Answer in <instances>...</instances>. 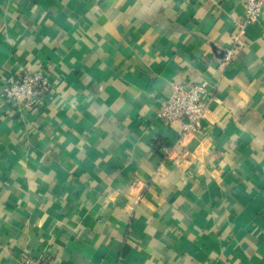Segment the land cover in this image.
<instances>
[{
    "label": "crops",
    "instance_id": "crops-1",
    "mask_svg": "<svg viewBox=\"0 0 264 264\" xmlns=\"http://www.w3.org/2000/svg\"><path fill=\"white\" fill-rule=\"evenodd\" d=\"M243 23L239 0H0V92L51 87L0 96V264H264V8ZM197 81L180 141L156 113Z\"/></svg>",
    "mask_w": 264,
    "mask_h": 264
},
{
    "label": "built area",
    "instance_id": "built-area-1",
    "mask_svg": "<svg viewBox=\"0 0 264 264\" xmlns=\"http://www.w3.org/2000/svg\"><path fill=\"white\" fill-rule=\"evenodd\" d=\"M239 1L243 6L244 23L254 21L264 8V0ZM239 41L240 33H237L232 37V45L225 51L222 64H227L233 59ZM50 88L46 73L26 70L3 78L0 96L18 111L27 112L39 106ZM208 100L209 92L203 82L175 86L169 98L161 102L156 116L164 124H176L179 140L182 141L201 128ZM23 264H53V261L46 255L36 258L24 257Z\"/></svg>",
    "mask_w": 264,
    "mask_h": 264
}]
</instances>
